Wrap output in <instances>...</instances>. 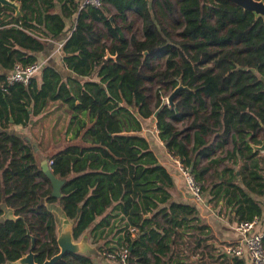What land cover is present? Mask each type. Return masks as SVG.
<instances>
[{
	"label": "trees",
	"instance_id": "1",
	"mask_svg": "<svg viewBox=\"0 0 264 264\" xmlns=\"http://www.w3.org/2000/svg\"><path fill=\"white\" fill-rule=\"evenodd\" d=\"M15 1L31 14L40 10L32 7L37 0ZM41 1L54 5V0ZM129 12L135 18L128 20ZM32 20L27 14L15 18L11 8L0 5V203L22 217L0 223V264L26 254L31 237L37 264L58 253L56 226L45 202L75 220L74 240L88 233L105 260L125 241L129 259L137 264H187L181 258L195 256L200 241L196 237L192 249L181 251L178 229L197 211L172 199L170 176L141 134V119L152 116L168 153L191 169L203 194L204 176L226 160L241 163L249 192L264 193L259 173L264 157L252 148L264 138L261 18L228 1L105 0L99 8L78 12L60 50L75 79L64 81L45 66L40 79H31L27 87H7L5 76L13 67L37 63L47 46L46 36L30 33ZM43 20L50 38L63 35L58 15L47 13ZM107 52L115 60L106 59ZM180 80L188 90L174 99L175 110L164 98ZM56 100L66 105L68 115L65 145L50 157L53 175L64 181L58 198L51 197V184L30 146L8 132L11 125L25 127ZM199 157L207 159L206 165H199ZM225 173L229 179L221 187H227L228 206H237L236 223L259 218L260 208L236 185L234 169L226 166ZM128 227L137 230L134 237ZM94 261L67 253L57 264Z\"/></svg>",
	"mask_w": 264,
	"mask_h": 264
},
{
	"label": "crops",
	"instance_id": "2",
	"mask_svg": "<svg viewBox=\"0 0 264 264\" xmlns=\"http://www.w3.org/2000/svg\"><path fill=\"white\" fill-rule=\"evenodd\" d=\"M68 1L69 0H54V5L52 8H49L46 4L42 3L41 0H37L36 4H32V7L37 8L38 6L40 10L38 13L34 14L27 12L26 9L23 10L21 2L17 1L20 5L21 15L27 14L29 19H36L34 21L32 20V24H34L35 27L29 30L30 33L36 37L43 36L44 38L47 37V39L51 37L46 27V20H43L47 13L58 15L62 19L64 24L63 35L56 38L57 40L50 38L45 50L39 53L37 57L38 62H43L44 67L49 66L54 69L60 74L64 81H66L67 78L75 79L76 77L64 65L61 52L57 51V45L58 43L65 42L69 33L74 28V21L78 16L81 0H72V3ZM76 7H78V11L75 13L73 10L76 9ZM46 8H48L47 12L45 11ZM133 18H135V13L129 12L127 14V19L131 20ZM136 25L135 29L138 34V29L141 28V25L138 21ZM125 34L126 37H128L129 34ZM42 69L37 76H35L37 80L40 79ZM65 111V104L57 100L50 101L42 113L31 116L30 121L25 127L11 125L8 128V132L15 133L23 138L30 146L31 151L36 154L39 163L46 158L50 160V157L61 150L65 145L64 140L59 139L68 121V115ZM141 124L142 136L149 141L151 151L157 157L159 164L167 170L173 183L172 199L180 204L193 206L197 211V214L190 216V222L178 229V232L183 233L182 239H179L178 242L179 246H181V251H189L195 246V238L198 237L200 248H198L196 252L200 253V255H197V253L195 256L185 255L181 258L182 263L252 264L247 257L233 258L225 252L226 246L236 244L242 238L241 234L235 228L237 224L235 221V208L237 206L234 208L229 207L227 204L228 196H223V190H226L227 187L226 185H222L221 187V183L229 179L228 173L222 176V170L226 166L234 169L237 175V179L235 180L236 185L241 187L244 191H247L249 196L253 199V202L261 210V216L256 220L254 233H260L264 230V193L254 194L249 192L240 176L243 171L241 163L235 165L226 160L225 162H220L215 168L211 169L209 173L204 176V187H206V191L203 194L204 201L203 203H196L188 193L183 177L177 169L173 157L168 153L164 143L158 137L155 117L152 116L148 119H141ZM178 127L182 128L181 125ZM66 140H68V137ZM227 148L230 151L232 149L229 145ZM38 155H40L41 158H39ZM257 157H264V153L257 152ZM196 159L197 156H195V160ZM198 162L200 166H203L206 165L207 159L199 157ZM259 164L263 167L259 173L264 175V161L262 162L260 160ZM230 190H232V188H230ZM218 191L220 192L216 194ZM202 226L204 227L203 229H201ZM89 244H91V242ZM97 250L98 249H96V251ZM91 258L94 257L92 256ZM174 258L175 256L173 259ZM100 260L98 262L94 261V264H105L106 261L110 264L108 259H103V261L102 259Z\"/></svg>",
	"mask_w": 264,
	"mask_h": 264
},
{
	"label": "water",
	"instance_id": "3",
	"mask_svg": "<svg viewBox=\"0 0 264 264\" xmlns=\"http://www.w3.org/2000/svg\"><path fill=\"white\" fill-rule=\"evenodd\" d=\"M217 1H228L233 5L242 8L245 11H249L253 16L258 19L261 18L264 21V0H217ZM0 5L9 7L14 11V17L20 18L21 11L20 5L15 0H0ZM111 20V18L109 19ZM147 53L144 52L145 56ZM112 58L115 60V56H111L108 52L106 53V59ZM188 90L187 87L183 86L181 80L179 85L171 91L166 98V104L171 108L175 109L174 99L181 92ZM176 110V109H175ZM254 152L264 153V138L260 145H252ZM49 159L46 158L40 162V167L51 184V197L58 198L61 196L60 187L64 181L57 179L52 171L48 167ZM46 201V199H45ZM47 211L53 216V220L56 226V243L58 247V253L49 259H45L42 264H57L67 253L81 254L87 257H92L96 253V248L89 244V235L84 234L79 240H74L72 230L75 224V220H71L67 217L62 208L55 203H44ZM0 223L6 221L22 220V217L16 216L14 211L9 208L4 201L0 203ZM147 217V216H146ZM35 238L31 237L30 248L27 253L21 256L14 262L9 264H37L35 262Z\"/></svg>",
	"mask_w": 264,
	"mask_h": 264
},
{
	"label": "built area",
	"instance_id": "4",
	"mask_svg": "<svg viewBox=\"0 0 264 264\" xmlns=\"http://www.w3.org/2000/svg\"><path fill=\"white\" fill-rule=\"evenodd\" d=\"M105 0H81L79 4V11L87 8H99L103 5ZM70 35V34H69ZM68 35V37H69ZM67 37V38H68ZM49 41V39H42ZM64 42L58 43L57 51H60ZM44 67L43 62H37L27 66L15 65L13 69L5 76L4 84L7 87H12L16 84H21L27 87L31 79L35 78L40 70ZM3 90L7 91V88ZM165 103H166V99ZM35 157L36 154L31 151ZM174 163L183 177L185 186L188 193L196 203H203L204 197L201 189V185L194 177L190 168L185 167L180 160L173 158ZM52 162L48 161V167L51 170ZM256 220L250 222H240L235 225L236 230L241 234V240L236 244H231L225 247V252L230 257H247L252 264H264V230L260 233H254ZM128 232L131 237H134L137 230L132 227H128ZM107 259L111 264H137L129 259V245L127 242H123L116 247L113 253L107 255Z\"/></svg>",
	"mask_w": 264,
	"mask_h": 264
},
{
	"label": "rangeland",
	"instance_id": "5",
	"mask_svg": "<svg viewBox=\"0 0 264 264\" xmlns=\"http://www.w3.org/2000/svg\"><path fill=\"white\" fill-rule=\"evenodd\" d=\"M138 27H139V25H138ZM153 94L155 93V92H157L156 91V87H154L153 88ZM161 95H163L162 93H160ZM169 94H170V92H169ZM164 99H166V98H164ZM61 134V133H60ZM61 137H63V135L61 134L60 136H59V139H62ZM89 243H90V241H89ZM92 247H95L96 249H97V246L96 245H93V244H90ZM94 260L95 261H99L100 259H102V261H103V258H102V256H101V254H99V252H98V250L96 251V253L94 254ZM101 261V260H100ZM104 264V263H103ZM105 264H108V262L106 261V263Z\"/></svg>",
	"mask_w": 264,
	"mask_h": 264
}]
</instances>
